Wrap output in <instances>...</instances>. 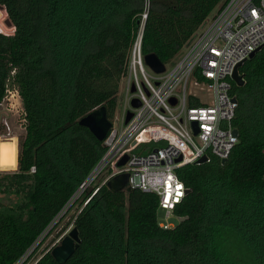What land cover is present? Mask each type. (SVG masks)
Returning a JSON list of instances; mask_svg holds the SVG:
<instances>
[{"label":"trees","instance_id":"1","mask_svg":"<svg viewBox=\"0 0 264 264\" xmlns=\"http://www.w3.org/2000/svg\"><path fill=\"white\" fill-rule=\"evenodd\" d=\"M223 1L0 0L15 27L0 33V102L18 91L25 129L16 169L0 172V264L48 228L104 153L78 120L102 105L113 119L142 13V53L168 64ZM238 71V141L223 163L177 169L188 192L176 224L159 226L154 193L90 188L68 221L80 242L63 264H264V45ZM36 264L60 263L48 250Z\"/></svg>","mask_w":264,"mask_h":264},{"label":"built area","instance_id":"2","mask_svg":"<svg viewBox=\"0 0 264 264\" xmlns=\"http://www.w3.org/2000/svg\"><path fill=\"white\" fill-rule=\"evenodd\" d=\"M146 16L144 11L130 51L120 123L111 120L103 139L105 151L80 185L86 187L100 177L94 194L112 177L127 173L126 186L156 194L159 209L169 217L187 189L177 169L203 156L206 161L226 159L238 141L233 132L238 101L232 91V73L264 45V0H224L161 73L153 72L143 60ZM14 31V25L0 17V33ZM15 96L21 100L18 91L9 88L3 99L13 105ZM132 98L139 100V106L130 105ZM128 110L132 115L125 122ZM124 156L126 161L118 165ZM159 226L172 227L162 222ZM44 232L12 264H36L51 250L54 244L38 253Z\"/></svg>","mask_w":264,"mask_h":264},{"label":"rangeland","instance_id":"3","mask_svg":"<svg viewBox=\"0 0 264 264\" xmlns=\"http://www.w3.org/2000/svg\"><path fill=\"white\" fill-rule=\"evenodd\" d=\"M0 17L7 18L5 11H0ZM6 33H10L11 29L3 27ZM128 74L122 76L118 82V101L115 109V117L112 119L113 124L120 123L122 117V111L124 106V91ZM13 105L9 104V100L3 99L0 102V172L14 171L17 167V147L19 139L23 137L25 129L23 126V105L21 100L15 96L12 100ZM10 101V102H11ZM100 184V177H96L86 187L85 185L79 186L75 193L72 195L70 201L64 207L56 219L48 226L44 232L45 236L40 243L38 253L46 250L49 246L57 244L61 238L68 233L72 228V222L68 221L71 217L80 209L83 201V193L87 192L90 188L94 189L95 186ZM12 194H8L4 201L13 199ZM157 219L162 223H169L172 226L178 221V217L173 213L169 217H166V212L163 209H159L157 212Z\"/></svg>","mask_w":264,"mask_h":264},{"label":"water","instance_id":"4","mask_svg":"<svg viewBox=\"0 0 264 264\" xmlns=\"http://www.w3.org/2000/svg\"><path fill=\"white\" fill-rule=\"evenodd\" d=\"M0 8H3V6H0ZM6 23L9 25L11 22L9 19H6ZM257 51V50H256ZM252 52L249 55V58L252 57L255 52ZM144 63L155 73H161L165 70V64L159 59V57L154 52H148L143 55ZM241 65V63L238 64V66L234 69L232 73V79L237 85H242L244 83L243 77L239 74L238 67ZM134 90V87H131V91ZM174 103V100H173ZM140 102L137 98H132L130 101V105L132 107L139 106ZM132 112L128 110L126 112L125 116V122L129 120L131 117ZM78 123L82 126H85L88 128V130L98 139L103 140L106 137V134L111 126V121L109 120L105 107L99 106L83 117H81L78 120ZM234 134H238L237 129H234ZM127 156H124L119 162L118 165L124 164L126 161ZM206 161V157H201L197 163H202ZM225 161V158L221 159V162L223 163ZM128 182V174L127 173H121L118 174L111 179L107 181V186L114 190H122L126 188ZM188 192V189L185 191ZM185 217L179 218V220L184 219ZM80 242V238L78 235V230L75 226H72V228L68 231L66 235H64L61 240L55 244L52 249L50 250V253L52 257L60 264L65 263L71 255L74 253L75 249L77 248L78 244Z\"/></svg>","mask_w":264,"mask_h":264},{"label":"snow or ice","instance_id":"5","mask_svg":"<svg viewBox=\"0 0 264 264\" xmlns=\"http://www.w3.org/2000/svg\"><path fill=\"white\" fill-rule=\"evenodd\" d=\"M179 187V186H178ZM179 195V192L177 193Z\"/></svg>","mask_w":264,"mask_h":264}]
</instances>
